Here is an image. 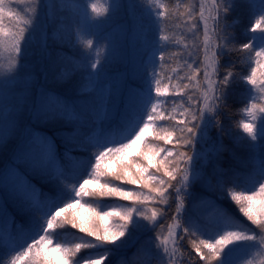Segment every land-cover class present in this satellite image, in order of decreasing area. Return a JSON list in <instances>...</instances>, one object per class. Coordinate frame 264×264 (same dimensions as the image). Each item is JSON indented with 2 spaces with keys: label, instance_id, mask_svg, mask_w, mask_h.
Instances as JSON below:
<instances>
[{
  "label": "snow or ice",
  "instance_id": "snow-or-ice-1",
  "mask_svg": "<svg viewBox=\"0 0 264 264\" xmlns=\"http://www.w3.org/2000/svg\"><path fill=\"white\" fill-rule=\"evenodd\" d=\"M122 10L133 83L107 71L103 32ZM72 81L74 97L56 92ZM237 86L244 135L221 120ZM69 229L83 235L59 239ZM137 233L153 234L143 264H264V0H0V264H102Z\"/></svg>",
  "mask_w": 264,
  "mask_h": 264
},
{
  "label": "rangeland",
  "instance_id": "rangeland-1",
  "mask_svg": "<svg viewBox=\"0 0 264 264\" xmlns=\"http://www.w3.org/2000/svg\"><path fill=\"white\" fill-rule=\"evenodd\" d=\"M121 3H128L129 0H120ZM165 2H169V0H165ZM174 2V0H172ZM237 15L239 16V20L243 18V16L248 15L246 11V7L244 8L243 5L238 9ZM250 19H247L246 25L250 23ZM136 18L131 15V13H126L125 11H121L116 17L113 18V20L105 26L103 35L109 37V40L111 42V51H112V56H111V61L110 64L107 66V71L108 75L112 78L111 83H115L118 79L121 78L122 75L126 74L128 78L129 83H133L132 76H133V68L134 65L137 63L138 59V48H137V37H136ZM245 26V23L242 22L238 29H237V37L243 36V27ZM241 31V32H240ZM241 42L240 40H238ZM246 42V40H244ZM51 43V41H50ZM104 43V41H102ZM57 49H59V46H56ZM67 50H70L68 48H65ZM68 55H73L72 50L66 51ZM226 58V57H225ZM228 58V57H227ZM39 59L38 53L34 56L30 57V61L33 63ZM171 63V61H169ZM174 66V65H173ZM239 67V66H238ZM50 73L55 75V70H53L49 66V80L50 79ZM37 79L38 80H43V76L39 72V65L36 66V73ZM76 80H79V77H76ZM166 82V81H165ZM107 83V82H106ZM56 85V84H55ZM57 91L61 94L68 93L70 96L74 97L76 94V87H75V81L72 82H57V85L55 86ZM242 89L237 86L235 89V95L234 93L229 96L228 103L231 104V106L236 104H241L239 101L240 99V92ZM237 96L239 97V100L237 99ZM242 102V101H241ZM229 106V107H231ZM243 105L241 104L240 107ZM231 111H226L224 115L222 116V123L228 124V121L231 119H234L235 117L240 116L239 113L237 112L235 115H233L235 108L232 107L230 109ZM230 114L232 115H229ZM152 129H149L146 133L145 136L149 138L152 136ZM211 135L213 138L216 137L217 133L216 130L213 129L211 131ZM223 143L225 144V139L223 137ZM226 145V144H225ZM142 147V144L139 142L135 145L132 146L130 150H127L125 153V159L137 155L138 154V149ZM245 153H242V156H244ZM105 164L108 166L109 170H111L115 165L111 161H106ZM90 188L94 189L96 188L95 184L89 185ZM138 187V186H135ZM204 196L207 198L211 199L212 196L220 198L221 195L226 197V193L221 194L220 192H207L205 191L203 193ZM224 199L225 201H230L229 198H221ZM118 203H127L125 201H118ZM10 210V207H9ZM235 211L242 217L244 218L239 212L238 209L235 208ZM19 214V213H18ZM19 218L16 219L18 221H22V218H20V214L18 216ZM245 219V218H244ZM151 233H137L135 234V237L133 239H130L125 246L122 248L116 250L112 255H110L107 259V261L102 262V264H122L123 261H127V264H130L132 262H136V264H142L141 260H144L143 255L140 254V249L143 246L145 240L148 238V236H151ZM185 246H188L190 251L191 247L188 244V241L185 240L183 241ZM109 247V245L107 246ZM130 247V248H127ZM126 250V251H125ZM55 255V254H54ZM193 256H195V253H192ZM117 259V260H116Z\"/></svg>",
  "mask_w": 264,
  "mask_h": 264
},
{
  "label": "trees",
  "instance_id": "trees-1",
  "mask_svg": "<svg viewBox=\"0 0 264 264\" xmlns=\"http://www.w3.org/2000/svg\"><path fill=\"white\" fill-rule=\"evenodd\" d=\"M22 7V6H21ZM244 8L246 7V6H243ZM246 11H247V13H248V10H247V8H246ZM247 19H250V17H249V14L248 15H245V16H243V18L240 20V24L242 23V22H244L245 23V26H246V23H247ZM244 26V27H245ZM244 27H243V29H244ZM241 32V31H240ZM238 34V33H237ZM243 35V34H242ZM238 40H240L241 42H244V40H246V38L244 37V36H239L238 37ZM246 42H247V40H246ZM64 51H70V50H67V49H64ZM34 56V55H33ZM234 58V57H233ZM225 64H227L228 62H229V58H224V61H223ZM54 70V69H53ZM237 70H239V67H238V69ZM53 76H54V74H52V73H50V79L52 80V78H53ZM56 85H57V83H56ZM55 85V86H56ZM55 89H56V87H55ZM56 92L58 93V94H60L58 91H57V89H56ZM234 95H235V92H234ZM237 99L239 100V97L237 96ZM241 104H242V102L241 101H239ZM229 104V103H228ZM241 104H236V103H234V105L233 106H231V104H229V106H231V107H229V110L228 111H231L230 109H232V107H234L235 108V111L233 112L234 114L233 115H235L236 113H237V110L240 108V106H241ZM223 115H224V113H223ZM222 115V116H223ZM229 115H232V114H230V112H229ZM240 119V116H238V117H235L234 119H230L229 121H228V124H225V128L226 129H229V130H231L232 132H236V131H240V134L241 135H244L243 134V132L241 131V130H239V129H236L235 127H234V123H235V121H237V120H239ZM221 120H222V117H221ZM149 138H151V136L149 137ZM224 139H225V144L230 148V149H233L234 151H236V153L238 154V155H240V156H242V153H243V151L241 150V149H239V148H236L235 147V145H234V143H233V140L230 138V136L229 135H224ZM61 150H62V146H61ZM222 165L224 166V167H229V166H232V167H238V165H237V162L232 158V156L228 153V152H225L224 154H223V161H222ZM126 187H128V186H126ZM131 187H135V186H131ZM90 188V187H89ZM92 189V188H91ZM205 191H202L201 190V194L203 195V193H204ZM226 193V192H225ZM221 205L223 206V207H225V208H227L230 212H232L238 219H240L243 223H245V224H247V223H249V222H247L246 221V219H244V218H242L236 211H235V208H236V206L231 202V201H225L224 199H222L221 201ZM10 210H11V212H13V214H15V212H16V210L14 209V208H12L11 206H10ZM74 211H76L78 214H83V215H87V213H85V210L84 209H78V210H74ZM18 214V213H17ZM72 233H75V234H77V235H83V234H81V233H79V231H78V229H69L68 230V233H60V236H59V239H71V234ZM152 234V233H151ZM153 235V234H152ZM113 247V245H109V248H112ZM185 248H186V250L188 251V252H191L190 251V249H189V247L188 246H185ZM193 253V252H192ZM141 263L143 264V260H141Z\"/></svg>",
  "mask_w": 264,
  "mask_h": 264
}]
</instances>
